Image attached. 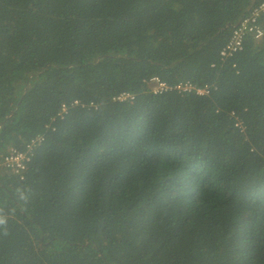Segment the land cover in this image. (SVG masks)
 I'll use <instances>...</instances> for the list:
<instances>
[{
  "label": "trees",
  "instance_id": "obj_1",
  "mask_svg": "<svg viewBox=\"0 0 264 264\" xmlns=\"http://www.w3.org/2000/svg\"><path fill=\"white\" fill-rule=\"evenodd\" d=\"M262 1L0 0V264H264Z\"/></svg>",
  "mask_w": 264,
  "mask_h": 264
},
{
  "label": "built area",
  "instance_id": "obj_2",
  "mask_svg": "<svg viewBox=\"0 0 264 264\" xmlns=\"http://www.w3.org/2000/svg\"><path fill=\"white\" fill-rule=\"evenodd\" d=\"M264 13V0L257 6L251 14L243 19L234 29L232 38L229 44L223 49L222 57L230 56L238 51H241L248 36H253L256 40L264 39V24L261 22V16ZM153 81L159 83L158 79ZM180 91L191 92L196 89L190 84H181L177 87ZM167 87L163 83H159L155 87L156 92L164 91ZM199 94L206 93L205 90H197ZM132 98L130 95L123 94L118 99L126 100ZM40 139L34 140L29 146L27 151H17L12 149L7 155H0V174L8 171L17 175H21L27 168V164L32 158V149L35 147Z\"/></svg>",
  "mask_w": 264,
  "mask_h": 264
}]
</instances>
